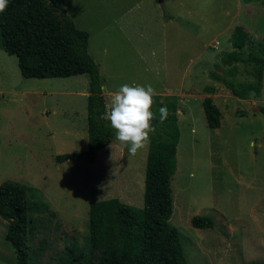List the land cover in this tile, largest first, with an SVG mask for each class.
I'll return each mask as SVG.
<instances>
[{
  "label": "rangeland",
  "instance_id": "obj_1",
  "mask_svg": "<svg viewBox=\"0 0 264 264\" xmlns=\"http://www.w3.org/2000/svg\"><path fill=\"white\" fill-rule=\"evenodd\" d=\"M64 5L89 32L88 51L101 72L106 106L124 84H150L161 100L176 102L179 135L169 221L179 232L184 264L264 262V113L258 109L264 105V74L256 94L238 97L222 77L255 82L251 65L238 62L233 74L220 59L233 49L237 26L249 36L242 55L251 47L260 52L264 0H66ZM88 77L28 78L0 39V184L18 181L32 188V200L46 204L30 242L31 264H63L67 243L87 245L91 200L117 196L131 205L144 203L148 147L130 157L115 141L112 126L108 145L94 161L84 154L56 159L88 148ZM207 94L221 110L217 127L206 122ZM152 108L158 120L150 139L161 131L166 135L169 123H160L159 106ZM195 214L210 216L214 225L194 226ZM8 224L0 215V264H17L6 238Z\"/></svg>",
  "mask_w": 264,
  "mask_h": 264
},
{
  "label": "trees",
  "instance_id": "obj_2",
  "mask_svg": "<svg viewBox=\"0 0 264 264\" xmlns=\"http://www.w3.org/2000/svg\"><path fill=\"white\" fill-rule=\"evenodd\" d=\"M66 0H9L7 9L0 13L2 47L16 54L24 76L55 77L88 73L86 119L88 144L85 152H66L56 156L58 161L73 159L86 153L88 161L95 160L96 152L110 141L111 122L104 117L107 111L102 76L93 56L88 51L89 32L79 27L64 5ZM249 40L247 31L237 26L232 36V50L222 52L221 63L235 74L238 62L250 63L255 82L231 80L222 82L241 98L259 91L263 80L264 56L251 47L247 56L242 49ZM256 53V54H255ZM220 66V64H217ZM208 92H214L209 86ZM254 92V93H253ZM155 105L167 106L169 121L167 134L161 131L150 139L145 159L142 206L122 201L117 196L93 199L89 202V241L83 246L78 240L66 244L63 264H184L185 256L177 228L171 225L172 195L170 180L176 171L177 105L174 99L154 96ZM207 125L220 124L221 110L207 94L202 99ZM264 113V105L258 108ZM155 114L153 108L151 109ZM158 120H152V124ZM31 187L5 180L0 184V215L8 220L6 238L17 254V264L30 263V242L41 221L44 202L32 200ZM43 203V204H42ZM20 210V216L16 210ZM190 221L196 227H212L208 215L195 214ZM246 264H264L262 261Z\"/></svg>",
  "mask_w": 264,
  "mask_h": 264
},
{
  "label": "clouds",
  "instance_id": "obj_3",
  "mask_svg": "<svg viewBox=\"0 0 264 264\" xmlns=\"http://www.w3.org/2000/svg\"><path fill=\"white\" fill-rule=\"evenodd\" d=\"M8 4L9 0H0V13L7 9ZM104 90L105 86L101 85V92ZM155 95L156 90L150 84H124L111 93L110 103L102 118L111 122L112 128L116 130L115 141L128 149L130 157L150 144V134L155 131L152 125L155 114L151 110ZM159 113V121L163 123L169 115L167 106L160 107Z\"/></svg>",
  "mask_w": 264,
  "mask_h": 264
},
{
  "label": "water",
  "instance_id": "obj_4",
  "mask_svg": "<svg viewBox=\"0 0 264 264\" xmlns=\"http://www.w3.org/2000/svg\"><path fill=\"white\" fill-rule=\"evenodd\" d=\"M86 155V153H84V156ZM20 213H21V211L18 209V210H16V215L17 216H20Z\"/></svg>",
  "mask_w": 264,
  "mask_h": 264
},
{
  "label": "crops",
  "instance_id": "obj_5",
  "mask_svg": "<svg viewBox=\"0 0 264 264\" xmlns=\"http://www.w3.org/2000/svg\"><path fill=\"white\" fill-rule=\"evenodd\" d=\"M75 21H76V19H74ZM77 22V21H76ZM77 24V23H76ZM81 28H86V27H84V26H82ZM106 109H107V107H106ZM101 150V149H100ZM99 152H96V157L95 158H97V154H98Z\"/></svg>",
  "mask_w": 264,
  "mask_h": 264
}]
</instances>
